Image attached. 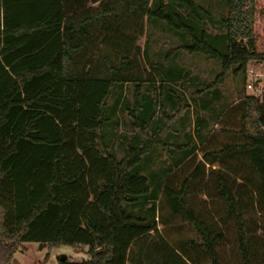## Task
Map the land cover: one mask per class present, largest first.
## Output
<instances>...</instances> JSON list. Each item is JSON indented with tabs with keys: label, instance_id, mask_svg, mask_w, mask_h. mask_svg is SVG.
<instances>
[{
	"label": "trees",
	"instance_id": "trees-1",
	"mask_svg": "<svg viewBox=\"0 0 264 264\" xmlns=\"http://www.w3.org/2000/svg\"><path fill=\"white\" fill-rule=\"evenodd\" d=\"M226 8L223 32L211 35L195 0H0V264H18L27 244L88 248L89 260L58 264H264V101L240 96L211 131L198 115L197 134L183 138L174 127L192 108L176 97L174 115L162 104L143 123L128 112L143 143L121 159L107 131L117 105L128 111L125 86L138 102L155 69L138 46L145 21L190 37L177 50L221 64L208 89L264 62V0ZM159 148L173 165L152 191L135 168L145 157L158 168ZM177 222L195 238L168 241Z\"/></svg>",
	"mask_w": 264,
	"mask_h": 264
},
{
	"label": "rangeland",
	"instance_id": "rangeland-1",
	"mask_svg": "<svg viewBox=\"0 0 264 264\" xmlns=\"http://www.w3.org/2000/svg\"><path fill=\"white\" fill-rule=\"evenodd\" d=\"M195 2L198 6L208 11L211 16V22L206 23V31L211 35H219L223 32L222 26L218 22L227 15L226 0H195ZM144 27V35L139 38L138 46L142 51L145 50L147 52L149 60L155 66V69L151 71L152 74H145L146 79H150V82L141 85L140 96L137 99L138 102H136V98L134 97L135 86H129V84L125 86L123 97L127 98V100L124 107L128 111L122 113L121 105H117L116 116L113 117V122L115 124L118 123V126L114 129L111 126L107 128L111 143L114 146V151H112L118 159L123 158L130 147H140L143 143V141H140V137L138 139L131 138L139 133L132 128L131 119L126 113L129 112L133 116L132 121H135L136 118L140 119V122L143 123L153 119L156 112L159 114V106L162 104L168 115H174L177 111L175 112L176 108L173 109V106H171L170 97H176L177 101L181 103V107L189 111V106L194 109V112L190 114V118L185 120L184 132H187L188 135H196V119L200 115V112H203L204 106L208 102H213L214 109L207 111L202 116L207 119L208 125L212 127L213 117L216 114L221 112L228 104H236L238 96H244L247 93L245 92V77L242 75L236 76L233 73H229L219 84L208 89L222 73V66L219 62L203 54H189L181 49L177 50L178 47L191 44L192 41L190 37L182 39L180 35L170 31L167 24L160 23L154 26L147 24L145 21ZM218 50L223 52L222 42ZM145 64L149 70L152 69L149 63H145L144 61V66ZM206 89L208 90L206 91ZM199 91H202L203 94H198ZM246 96H248V93ZM114 105L115 98L113 97L109 103L110 109ZM161 108L163 110L162 106ZM174 128L181 135L184 134L181 123L178 122ZM115 133L117 135H124L120 151L117 148V138L114 137ZM170 137L167 135L164 140H174L170 143L173 145L171 149L174 151V147H176L175 139H170ZM167 153L170 154L160 148L155 152L158 161L157 165L160 163L158 168L148 167L151 164L149 165L147 162L148 158L146 157L135 168L136 173L148 179L152 191L156 190L154 179H158L156 176L157 172L160 169L163 172V170H166L167 165H173V160H171ZM180 155L182 154L176 149L172 153V157H175L174 160L176 158L179 160ZM151 157L149 156L150 160ZM143 209L145 210V208ZM168 216L169 214L165 210L163 212L161 210L159 223H164L163 221ZM174 226L176 229L182 231L175 235L179 239L181 238L182 241H186L191 237L193 238V234L188 230L186 225L177 222ZM169 240L172 241L171 239ZM25 247L26 251L16 256L18 264H58L63 256L72 262L89 260L88 248L84 247L71 248L62 246L51 249L48 246L42 248L37 244H27Z\"/></svg>",
	"mask_w": 264,
	"mask_h": 264
},
{
	"label": "built area",
	"instance_id": "built-area-1",
	"mask_svg": "<svg viewBox=\"0 0 264 264\" xmlns=\"http://www.w3.org/2000/svg\"><path fill=\"white\" fill-rule=\"evenodd\" d=\"M245 90L250 97L264 101V62L248 67L245 72Z\"/></svg>",
	"mask_w": 264,
	"mask_h": 264
},
{
	"label": "crops",
	"instance_id": "crops-1",
	"mask_svg": "<svg viewBox=\"0 0 264 264\" xmlns=\"http://www.w3.org/2000/svg\"><path fill=\"white\" fill-rule=\"evenodd\" d=\"M90 6H91V5H90ZM245 92H246V91H245ZM246 95H247V93H246ZM248 96H249V95H248ZM239 98H240V96H238V99H239ZM238 99H237L236 101H238ZM236 101H235V102H236ZM235 102H234V103H235ZM191 110H192V112H194V109H193V108H192ZM203 113L205 114L206 111H205V112L203 111ZM200 115L202 116V114H200ZM189 118H190V117H189ZM213 124H214V126H213ZM211 125H212V127L209 126V131H211V130H213V129L216 128V127H215V122L212 123ZM184 129H185V128H182V131H183V132H184ZM186 133H187V132H184V134L181 135V136H184ZM187 134H188V133H187ZM192 136H194V135H192ZM194 137H195V136H194ZM194 140H196V139H194ZM159 229H160L161 231H164V230H165V227L162 226V225H160ZM177 233H180V232H176L175 234H174V232H173V233L170 235V237L165 236V235H164V237H165L168 241H170L169 239H171L174 243H175V242L182 241L181 238L179 239L178 237L175 236ZM193 238H195V235H193ZM172 241H171V242H172ZM200 264H202V262H201Z\"/></svg>",
	"mask_w": 264,
	"mask_h": 264
},
{
	"label": "water",
	"instance_id": "water-1",
	"mask_svg": "<svg viewBox=\"0 0 264 264\" xmlns=\"http://www.w3.org/2000/svg\"><path fill=\"white\" fill-rule=\"evenodd\" d=\"M66 260H67V257H64V256L60 259L61 262H64Z\"/></svg>",
	"mask_w": 264,
	"mask_h": 264
}]
</instances>
